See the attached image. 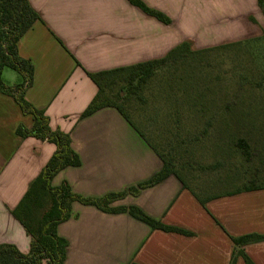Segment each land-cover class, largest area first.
Returning a JSON list of instances; mask_svg holds the SVG:
<instances>
[{"label":"crops","instance_id":"1","mask_svg":"<svg viewBox=\"0 0 264 264\" xmlns=\"http://www.w3.org/2000/svg\"><path fill=\"white\" fill-rule=\"evenodd\" d=\"M28 1L40 19L17 43L18 55L33 66L24 97L44 111L51 129L69 133L80 160L78 166L60 170L51 185L66 181L75 193L90 197L136 185L163 163L115 108L79 118L97 91L88 72L158 59L183 42L190 50H205L264 32L256 0H141L168 16L169 24L127 0ZM198 19L200 35L189 31ZM226 19L243 26L238 30L221 25ZM3 71L5 82H18V75L8 81ZM20 123L30 127L31 116L0 92V243L14 244L26 253L29 236L11 210L55 146L32 136L20 138L15 132ZM129 205L192 234L152 229L127 212H104L75 201L71 216L57 225V234L67 240L63 264H230L233 253V264H244L233 252L231 237L264 234V188L212 197L201 204L168 175L109 206ZM237 249L254 264H264V240Z\"/></svg>","mask_w":264,"mask_h":264},{"label":"trees","instance_id":"2","mask_svg":"<svg viewBox=\"0 0 264 264\" xmlns=\"http://www.w3.org/2000/svg\"><path fill=\"white\" fill-rule=\"evenodd\" d=\"M127 1L145 14L156 18L158 21L164 24L170 23L168 16L157 9L147 6L143 1ZM256 1L264 16V0ZM38 19H40L39 14L31 7L28 0H0V92L11 96L19 106L20 111L23 114H29L32 118L30 127H26L20 123L17 125L15 132L20 138L32 136L40 140L48 141L55 146L46 164L30 182L23 196L11 210V215L21 224L29 236V249L24 253L14 244L0 243V264H63L66 255L67 240L57 234V225L71 216V203L75 201L85 205H93L104 212H127L132 217L149 225L152 229L191 235L192 233L190 231L164 224L159 220L149 217L135 205L117 207H111L109 205L111 202L121 199L126 195L138 194L141 189L160 182L168 175H174L181 182L182 186L188 188L201 204H204L207 199L212 197L264 188V181L260 182L259 180L262 171H264V161L262 159L260 160L261 156L264 157V125L259 124L250 127V129H255L256 132L251 130L247 131L249 129H246L244 132L243 128H238L239 126L234 123H238L240 120L236 121L237 118L235 116V119L232 117L233 111L231 109V103L234 104L237 100L235 102L234 100L225 102L223 112L230 117L225 120L224 126L226 125L228 127V124H230V128H238L244 132L241 137L232 139L230 146L247 163L252 164L257 159V164L253 166V174L255 177L247 179L241 186H237L236 188L205 194L206 197L195 190L194 187H191L188 182V178H194L190 174V170H193L194 167L189 166L186 162L182 163L180 161L177 163L173 152L177 151L178 147H180L178 142L175 147L172 145L171 148V142L164 139L167 143L163 149H159L156 143L144 134L125 111L128 103L134 99L142 98L141 92L158 71L161 69L168 70L170 67H174L175 70L177 68L176 66L184 60V57L196 52H202V50H190L187 42L178 44L165 56L158 59L87 73L88 77L97 86V91L86 108L81 112L79 118L86 117L104 107L115 108L159 155L163 163L161 169L150 178L136 185L126 187L121 191L110 192L100 197L83 196L75 193L66 181H62L57 186H52L51 180L60 170L66 167L78 166L80 160L77 153L71 147L69 133L58 128L51 129L49 127V119L44 111L34 107L24 97L25 88L30 85L32 80L33 66L30 60L18 55L17 43L21 36ZM249 19L254 21L252 17H249ZM241 41L218 45L203 51L231 47ZM5 67L11 68L17 73L19 77L17 83L8 84L2 79L1 72ZM168 77H170L169 81H172L173 76ZM197 111L198 113H205V110L202 111L201 108ZM248 111H246V119L241 121H251L252 115H254V119L258 120L264 117L263 111L261 114H257L258 111L254 110H250L253 111V114ZM181 122L183 121H179L180 126ZM178 124L174 129H181ZM173 135L178 138V131L173 133ZM183 142L180 141L181 144ZM193 142L190 140L187 141L188 145ZM207 167L201 165L200 168L210 169ZM231 240L234 244L233 252L236 251V254L242 257L244 264H254L237 247L250 242L263 241L264 234L251 233L239 237H231ZM233 261L234 253L230 264H233Z\"/></svg>","mask_w":264,"mask_h":264},{"label":"rangeland","instance_id":"3","mask_svg":"<svg viewBox=\"0 0 264 264\" xmlns=\"http://www.w3.org/2000/svg\"><path fill=\"white\" fill-rule=\"evenodd\" d=\"M234 20L226 19L221 25L241 29L243 24ZM200 25L199 19L195 20L187 30L197 35ZM176 67L158 71L141 92L142 98L126 105L131 120L159 149L166 145L164 139L171 142V148L178 142L175 159L194 167L190 170L194 178L188 182L202 195L233 189L254 178L257 159L252 164L245 162L230 141L241 137L246 129L256 132L250 129L254 125H264V117L258 120L254 115L249 122L241 121L248 110L264 112V32L231 47L189 54ZM3 72L8 81L16 79L17 73L11 68L5 67ZM168 76H173L172 81ZM231 100H237L231 103L232 117L240 120L234 124L244 132L230 128V124L224 126L230 117L223 112L225 102ZM200 108L205 113H198ZM179 121H183L181 126ZM177 124L181 129H174ZM176 131L178 138L173 135ZM188 140L194 142L188 145ZM261 159L264 161L263 156ZM201 165L210 169H201ZM259 180L264 181V171Z\"/></svg>","mask_w":264,"mask_h":264}]
</instances>
